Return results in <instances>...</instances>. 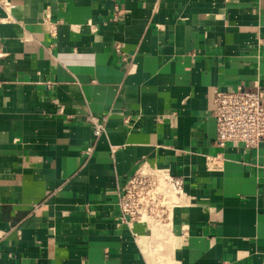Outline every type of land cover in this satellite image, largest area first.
Here are the masks:
<instances>
[{
  "label": "crops",
  "instance_id": "crops-1",
  "mask_svg": "<svg viewBox=\"0 0 264 264\" xmlns=\"http://www.w3.org/2000/svg\"><path fill=\"white\" fill-rule=\"evenodd\" d=\"M10 1L0 264H264V142L219 147L213 105L215 88L264 82V0ZM143 162L183 176L186 196L135 236L118 193Z\"/></svg>",
  "mask_w": 264,
  "mask_h": 264
},
{
  "label": "built area",
  "instance_id": "built-area-1",
  "mask_svg": "<svg viewBox=\"0 0 264 264\" xmlns=\"http://www.w3.org/2000/svg\"><path fill=\"white\" fill-rule=\"evenodd\" d=\"M10 0H0V8L7 13L12 9ZM121 49V46H117ZM214 117L216 121V144L225 147L239 142L245 148H257L264 142V82L256 80L252 89L221 90L213 92ZM94 135L105 131L106 117L89 116ZM92 147L87 149L91 152ZM222 153L208 155L209 170H222ZM119 220L133 230L143 224L149 235L154 228L169 224L175 208L184 205L185 178L173 174L169 168L143 162L134 173L127 176L118 193Z\"/></svg>",
  "mask_w": 264,
  "mask_h": 264
}]
</instances>
